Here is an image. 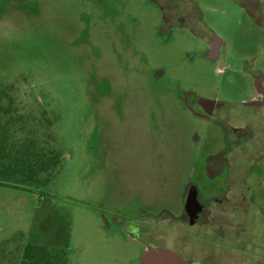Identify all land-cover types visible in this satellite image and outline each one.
Listing matches in <instances>:
<instances>
[{"label":"rangeland","instance_id":"obj_1","mask_svg":"<svg viewBox=\"0 0 264 264\" xmlns=\"http://www.w3.org/2000/svg\"><path fill=\"white\" fill-rule=\"evenodd\" d=\"M160 1L0 0L1 125L22 115L61 156L47 184L0 188V264L27 244L264 264V0H195L201 35Z\"/></svg>","mask_w":264,"mask_h":264},{"label":"trees","instance_id":"obj_2","mask_svg":"<svg viewBox=\"0 0 264 264\" xmlns=\"http://www.w3.org/2000/svg\"><path fill=\"white\" fill-rule=\"evenodd\" d=\"M150 1L156 4L158 2ZM238 1L240 3V0ZM182 4H186L188 17L180 15L183 13ZM159 5L163 10L166 25L184 26L199 33L200 29L196 30L195 27L204 28L200 9L195 0H161ZM1 110L3 115H9L8 111H11L4 110L3 107ZM0 121V188L33 191L42 182L44 184L50 182V178L41 181V176L43 174L50 176L59 169L60 154L55 149L41 146L35 137H30L34 133L29 131L22 115L18 114L3 126L2 120ZM49 122L48 127L51 128V120ZM10 125L14 128L11 129ZM22 134L26 135V138ZM0 249L5 252L2 247ZM17 264H68V255L63 249L27 244L23 247Z\"/></svg>","mask_w":264,"mask_h":264},{"label":"crops","instance_id":"obj_3","mask_svg":"<svg viewBox=\"0 0 264 264\" xmlns=\"http://www.w3.org/2000/svg\"><path fill=\"white\" fill-rule=\"evenodd\" d=\"M251 106H254V105H251ZM250 161H252V160H250ZM251 163H257V162L252 161ZM224 174H226V173H224ZM249 180L251 181V173H250ZM252 185L253 184H252V181H251V186H250L249 191L244 192V193H252L253 194V187H252ZM228 192H230V191L228 190ZM222 194H225V192L222 193ZM253 202H254L255 205H258V204H256L257 199L255 197V194H253ZM253 202H252V199H251V203H253ZM184 225L186 227L188 226L187 223L181 224V226H184ZM162 258H163L162 254L158 253L157 251H154V250L152 251V250H149L148 248H145L144 251H143V253H142V256L140 258V261L138 262V264H163V263H161L162 262ZM164 259H165V263L164 264H187L186 262H184V260L182 258V253L176 252V251L167 252L164 255Z\"/></svg>","mask_w":264,"mask_h":264},{"label":"flooded vegetation","instance_id":"obj_4","mask_svg":"<svg viewBox=\"0 0 264 264\" xmlns=\"http://www.w3.org/2000/svg\"><path fill=\"white\" fill-rule=\"evenodd\" d=\"M182 257H183V255H182ZM184 262H186L187 264H195L194 262H189V261H185V260H184Z\"/></svg>","mask_w":264,"mask_h":264}]
</instances>
